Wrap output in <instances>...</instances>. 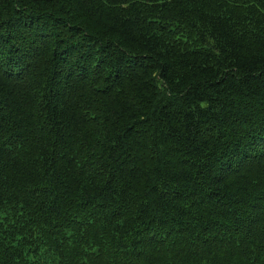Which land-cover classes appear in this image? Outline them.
Masks as SVG:
<instances>
[{"label":"trees","instance_id":"obj_1","mask_svg":"<svg viewBox=\"0 0 264 264\" xmlns=\"http://www.w3.org/2000/svg\"><path fill=\"white\" fill-rule=\"evenodd\" d=\"M0 264H264V0H0Z\"/></svg>","mask_w":264,"mask_h":264}]
</instances>
